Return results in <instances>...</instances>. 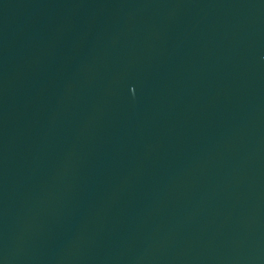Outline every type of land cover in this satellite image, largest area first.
<instances>
[{"label": "water", "instance_id": "water-1", "mask_svg": "<svg viewBox=\"0 0 264 264\" xmlns=\"http://www.w3.org/2000/svg\"><path fill=\"white\" fill-rule=\"evenodd\" d=\"M0 264H264V0H0Z\"/></svg>", "mask_w": 264, "mask_h": 264}]
</instances>
